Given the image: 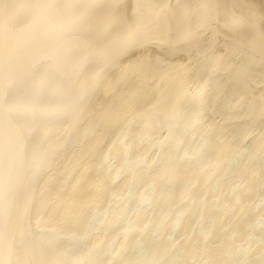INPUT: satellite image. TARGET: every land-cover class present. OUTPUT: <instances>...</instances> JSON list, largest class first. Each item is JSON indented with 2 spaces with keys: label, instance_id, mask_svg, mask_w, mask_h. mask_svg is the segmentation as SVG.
Here are the masks:
<instances>
[{
  "label": "bare ground",
  "instance_id": "1",
  "mask_svg": "<svg viewBox=\"0 0 264 264\" xmlns=\"http://www.w3.org/2000/svg\"><path fill=\"white\" fill-rule=\"evenodd\" d=\"M0 264H264V0H0Z\"/></svg>",
  "mask_w": 264,
  "mask_h": 264
}]
</instances>
